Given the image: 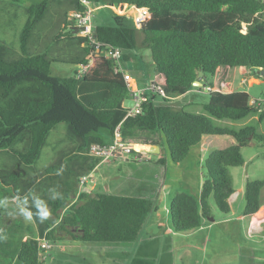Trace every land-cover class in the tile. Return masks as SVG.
Listing matches in <instances>:
<instances>
[{
  "label": "trees",
  "instance_id": "obj_1",
  "mask_svg": "<svg viewBox=\"0 0 264 264\" xmlns=\"http://www.w3.org/2000/svg\"><path fill=\"white\" fill-rule=\"evenodd\" d=\"M83 1L92 7L147 10L139 27L116 15L114 26L92 28V38L98 44L121 49L122 68L129 75L142 58L139 52L149 53L156 94L146 95L135 116L126 117L121 107L129 100L128 90L122 75L114 71L113 60L99 54L87 37L67 30L68 12L87 11ZM52 10L61 15V27L51 36L48 48L37 50L40 38L34 41L33 32ZM26 15L19 35L20 54L0 41V152L13 161L12 170L0 171L3 185L11 184L17 179L15 175L24 174L36 163L50 131L58 124L66 126V136L74 145L69 154H86L94 144L109 145L120 124L123 140L130 144L154 145L153 136L158 134L174 163L182 162L205 136H229L235 145L222 150L207 147L199 200L178 192L171 198L168 213L175 233L198 229L202 218L210 215V198L222 214L230 213L228 200L234 186L229 169L244 165L241 149L251 140L264 146V135L257 134L253 125L219 127L213 119L240 122L258 112L249 104L247 93H225L223 87L233 68L264 70V0H43L29 5ZM58 42H64L71 53L68 60L57 59L52 53ZM52 64L86 69L55 77L51 75ZM200 73L204 86L210 88L208 100L201 104L203 113L171 105V98L194 88ZM158 97L162 104H156ZM258 116L263 118L262 113ZM141 133L152 137L144 139L138 136ZM60 160L45 169V174L56 175ZM157 162L162 164L163 160ZM81 174L78 171L75 175ZM263 188L264 180H245L243 217L259 211ZM66 198L48 204L50 211L43 218L45 228L40 238L48 242H133L153 207L145 198L109 193L80 192L71 203ZM38 211L32 209L36 218ZM57 211L63 212L59 215ZM39 254L37 239H28L20 245L18 260L20 264H43L46 258L40 260Z\"/></svg>",
  "mask_w": 264,
  "mask_h": 264
},
{
  "label": "crops",
  "instance_id": "obj_2",
  "mask_svg": "<svg viewBox=\"0 0 264 264\" xmlns=\"http://www.w3.org/2000/svg\"><path fill=\"white\" fill-rule=\"evenodd\" d=\"M37 1L43 0H0V8H15V14H18V11L22 9L26 11V8ZM19 3L20 5H16ZM29 3L27 6H23ZM87 3V10H102V8L111 7L115 8L117 15H124V8L122 9V14H120V9L113 6H100L92 7L91 4ZM24 8H23V7ZM55 4L53 3V7ZM134 10L137 8L131 7ZM69 13H67V16ZM67 20V30H71V24ZM59 17L56 12L51 13L49 17L52 26H56L60 20V27L62 17H59V20L56 18ZM93 28V27H92ZM74 30H71V34L74 35ZM76 36V35H75ZM56 51L60 50L59 47H55ZM72 53L75 48L72 49ZM53 50L52 52H54ZM144 57L149 59L148 51L144 52ZM234 69V68H233ZM232 72V69L229 72V77ZM252 72V71H251ZM253 75H257L255 72H252ZM259 75L255 77H250L243 80L242 85H246L248 89L254 85H261L262 81L258 79ZM264 79V78H263ZM131 77V84L133 87H142L134 83ZM200 85H195L193 89H190L188 92L182 96H177L172 99L171 105L178 104L177 108H183L185 111H190L189 113L201 114L203 113L201 104L203 102H196L194 100V95H204L205 93L198 92L204 86V78L199 77ZM150 83V82H149ZM148 83V84H149ZM241 84V83H240ZM239 86V85H238ZM233 91H244L248 94L250 101L251 100H261L258 109V112L240 122H230L228 120H216L213 119L215 125L219 127H243L246 125H262L264 121V97L262 98H252L247 90H235L231 88V82L229 78L227 80V89L224 90L225 93H230ZM259 113L263 114V118L259 119ZM255 123V125H254ZM256 133L264 135V129H256ZM138 136L143 137L144 139L150 138L148 133H141ZM251 139V138H250ZM154 145L159 149L158 153H145L149 148V144L144 146L146 147L145 152L141 156L142 161L139 164H134L133 162H120V163H111L105 164L101 163L100 160L96 157L86 154H73L70 153V150L74 147L73 144L68 148L67 151L59 152L56 156L57 159H61V169L56 175H46L45 170L37 171L34 169L35 164L30 166L26 172L20 176L15 177L17 179L13 180L9 185H3L0 182V201H5V203L0 204V236L5 237L0 239V263L2 264H20L18 260V252L22 242H25L28 239H38L41 237V233L45 228L44 220L40 217L34 216L32 209L37 208L36 201L39 200L43 205L47 206L48 211H50L49 203L57 201L62 197H67L68 202L74 201L80 192L86 193H109L114 195L121 196H130V197H139L145 198L152 202L153 207L150 213L148 214L141 230L135 241L128 242L132 245H120L122 243H109L111 246L107 249L111 250L115 248L117 252H125L126 255L134 261H140V258L145 260V262H153V264H178L182 262L184 256L192 257L193 249H200L199 240L197 234L203 229H211L214 225L210 215L208 218H202L201 226L188 233H175L171 228L170 216L168 213V206L171 201V198L174 194L178 192H185L194 197L196 200H199L201 186L203 183V169L202 162L208 153L207 147L210 146L211 150H222L229 146L235 145L236 142L232 137L229 136H211L203 137L200 143L190 148L186 158L180 163H174L168 156L166 147L163 144L162 138L155 134L153 136ZM251 140L248 146H254ZM260 145V144H259ZM261 147H264L260 145ZM43 149V148H42ZM42 152V150H41ZM242 152V150H241ZM41 155V154H40ZM71 155V156H70ZM3 156L10 158L7 154L0 152V160L5 161V165L8 166V159L3 158ZM255 156H250L248 161L244 159V165L247 166L248 162L253 161ZM163 160V163H158L159 159ZM11 159V158H10ZM39 159V158H38ZM12 161V160H11ZM71 162L70 173L73 176V186L72 192H69L68 189L61 190V183L58 181V185H55V178H59L62 174L66 172V163ZM54 163V162H53ZM125 166L127 171V177L132 179L133 189L136 188V191L128 190V192H119L118 189L121 188V185L118 183L121 180V168ZM242 166V167H243ZM9 167V166H8ZM13 167V161H12ZM11 167V170H12ZM237 168V167H236ZM234 168V169H236ZM7 169V168H6ZM5 170L3 164L0 162V171ZM115 170L118 171V175L115 174ZM82 171V174L76 177V173ZM230 173V169H229ZM90 175L92 178L88 181L85 187L80 190L78 180L80 177ZM231 176V175H230ZM48 177V178H47ZM232 178V177H231ZM247 179V178H246ZM109 181L116 182V184H107ZM233 181V179H232ZM105 183V185H104ZM245 183V181H244ZM234 186V182H233ZM243 188L244 184L240 189L230 196L228 203L230 206V213L225 215L226 218L220 221L230 220L232 216V203L240 196L243 197ZM262 194H260V198ZM27 199V204L24 205L22 201ZM167 200V204H165ZM261 212L259 215L264 213V203L260 202ZM26 207L27 210L32 212V219H26L23 214H21V208ZM258 211V212H259ZM63 211H57L60 215ZM257 212V213H258ZM256 213V214H257ZM255 215V214H254ZM254 215L249 217H243L240 215L238 218L248 219V227L252 230L260 231L264 224V218L260 220L259 215L254 217ZM254 217V218H253ZM264 217V216H263ZM53 218V217H51ZM164 218V220H163ZM210 223V224H209ZM52 249V244L55 242H49ZM123 246V247H118ZM201 246V245H200ZM50 250L46 255H49ZM44 260V262L46 261ZM43 262V263H44Z\"/></svg>",
  "mask_w": 264,
  "mask_h": 264
},
{
  "label": "rangeland",
  "instance_id": "obj_3",
  "mask_svg": "<svg viewBox=\"0 0 264 264\" xmlns=\"http://www.w3.org/2000/svg\"><path fill=\"white\" fill-rule=\"evenodd\" d=\"M39 2V1H37ZM20 5L19 3H15ZM29 3L23 6H27ZM22 6V7H23ZM24 8V7H23ZM51 8L53 4H51ZM124 19L129 24L134 25L133 17L134 10L129 7L124 9ZM15 8H0V41L9 45L16 55L20 54L19 48V35L27 20L26 11L20 9L18 14H15ZM51 13H54L52 10ZM118 13L115 8L106 7L102 10L92 12L90 16V27L96 26H114L113 17ZM121 14V13H120ZM59 16V14H57ZM61 16V15H60ZM59 16V17H60ZM59 17L56 20H59ZM49 18H45L33 32L34 41L40 38L37 44V50H45L50 44V38L53 33L59 29L60 20L54 27L51 25ZM75 35V34H74ZM80 36V35H77ZM82 37V36H81ZM64 42H58L53 46L51 51L57 59L68 60L71 54L68 49L64 47ZM41 45V47H38ZM55 47L60 50L56 51ZM139 50H137L138 52ZM140 60H138L130 70V75L133 77L135 84L146 86L152 80L153 66L147 57H144V52H139ZM79 67L71 64H52L51 75L55 77L71 76L75 71L78 72ZM251 70L243 67L232 69L229 77L231 88L235 90H247L252 98L264 97V79L258 77L262 81L261 85H254L250 89L246 85H242L243 80L250 77H255ZM241 83V84H240ZM239 85V86H238ZM196 102H206L208 94L194 95ZM156 104H162L161 98L155 100ZM125 104L129 105L130 101L125 100ZM178 104L174 105L177 108ZM188 112V111H187ZM190 112V111H189ZM255 125V123H254ZM256 129H264V121L262 125H256ZM260 135V134H259ZM253 141V140H252ZM254 146H247L242 148V156L246 161L250 156H255L253 161H249L247 166L237 167L236 169L230 168V175L234 182V191L236 192L243 186L246 178L249 180H264V147H261L255 140L252 142ZM71 146V142L66 136V126L64 124L56 125L51 131L42 149L39 159L36 161L34 169L37 171L47 169L53 162L56 161V155L59 152L67 151ZM71 156V155H70ZM3 158H7L3 156ZM8 159V158H7ZM5 170H11L12 161L8 159V166L5 161L0 160ZM71 162L66 163V172L59 178H55L54 183L58 185L61 183V190L68 189L72 192L73 176L70 173ZM7 168V169H6ZM121 180L118 182L121 188L119 192H128L132 190L135 183L132 179L127 177L125 166L121 168ZM118 175V171L115 170ZM48 178V177H47ZM109 184H116V182L109 181ZM105 185V183H104ZM132 191H136L134 188ZM262 197L260 202L264 203V188L261 191ZM165 200V204H167ZM210 207V218L214 221L211 229H203L197 234L200 249H193L192 257L183 258L182 262L178 264H264V224L260 231L251 230L248 227V219L240 220L238 217L243 214L245 202L242 195L232 203V216L230 220L220 221L226 218L214 205L213 200H208ZM261 212L254 215L256 217ZM259 215L260 220L264 217ZM253 217V218H254ZM164 220V218H163ZM210 224V223H209ZM109 243H89L82 241H74L65 239L56 241L52 244L49 255L43 264H153V262H145L142 258L140 261H134L125 252H117L115 248L111 250L107 247L111 246ZM120 245H132L131 243H122ZM123 247V246H118ZM2 264V263H0Z\"/></svg>",
  "mask_w": 264,
  "mask_h": 264
},
{
  "label": "built area",
  "instance_id": "obj_4",
  "mask_svg": "<svg viewBox=\"0 0 264 264\" xmlns=\"http://www.w3.org/2000/svg\"><path fill=\"white\" fill-rule=\"evenodd\" d=\"M83 3L87 6L86 1H83ZM117 8L120 9L119 7ZM120 13L122 14V9L120 10ZM91 14H92V10L90 11L87 10L85 13H79V12L69 13L67 17H68V21L72 25L70 29L74 30V28H77L78 29L77 32L74 33L76 36L80 35L87 37L90 45H92L96 50H98L99 54L105 56L108 59L113 60V62L115 63L114 71L122 75L128 90V99L130 101L129 105L123 102L121 104V107L125 109L126 117L135 116L140 112L141 105L145 101L146 95L152 96L156 94L153 83L150 82L144 87L135 88L132 86L131 76L122 68V64L120 61L122 55L121 49L112 46H104L102 44H98L92 38V29L90 27ZM146 14H147V10L145 8H141V9L137 8L135 10L133 22L136 27H139L140 24L145 20ZM82 27L84 28V30L81 29ZM85 69L86 66H80L79 73L83 72ZM225 89H227V86L223 87V92ZM209 91L210 88L206 86L198 90V92L205 94H208ZM158 93L160 95H163L161 91H159ZM260 103H262L261 100L249 101V104L255 108H258ZM141 145L144 144H130L125 142L121 134L120 124H118L113 131L112 142L106 146L94 144L89 149L88 154L90 156L98 158L101 163H105V164L120 163L123 161L125 162L130 161L133 162L134 164H139L142 161L141 156L143 154V150L138 148V146ZM91 178L92 177L90 175H85L80 177L78 182L79 189L82 190ZM37 241L39 243L40 260H44L46 258L48 251L51 249V245L44 237L38 238Z\"/></svg>",
  "mask_w": 264,
  "mask_h": 264
},
{
  "label": "clouds",
  "instance_id": "obj_5",
  "mask_svg": "<svg viewBox=\"0 0 264 264\" xmlns=\"http://www.w3.org/2000/svg\"><path fill=\"white\" fill-rule=\"evenodd\" d=\"M5 203V201H0V204H3ZM22 203L24 205L27 204V199H25L24 201H22ZM39 211L38 213L36 214L37 216H39L40 218H46L48 215H49V212H48V209H47V206L43 205L41 201L37 200L36 201V205H35ZM21 214H23V216L28 219V220H31L32 219V212L27 210L26 207H22L21 208ZM5 237L3 236H0V239H4Z\"/></svg>",
  "mask_w": 264,
  "mask_h": 264
},
{
  "label": "water",
  "instance_id": "obj_6",
  "mask_svg": "<svg viewBox=\"0 0 264 264\" xmlns=\"http://www.w3.org/2000/svg\"><path fill=\"white\" fill-rule=\"evenodd\" d=\"M82 30H84V28L82 27L81 28ZM77 28H75V32H77ZM257 75H259L260 77H262V78H264V70H255L254 71ZM199 76L201 77L202 76V73H200L199 74ZM195 85H200V82H199V80L197 79V81H195L194 83H193V86H195ZM149 149L146 151V153H148V154H151V153H158V151H159V149L157 148V146L156 145H149V147H148ZM212 220V219H211Z\"/></svg>",
  "mask_w": 264,
  "mask_h": 264
},
{
  "label": "bare ground",
  "instance_id": "obj_7",
  "mask_svg": "<svg viewBox=\"0 0 264 264\" xmlns=\"http://www.w3.org/2000/svg\"><path fill=\"white\" fill-rule=\"evenodd\" d=\"M138 148L141 149V150H145L146 149V147L144 145L138 146Z\"/></svg>",
  "mask_w": 264,
  "mask_h": 264
}]
</instances>
